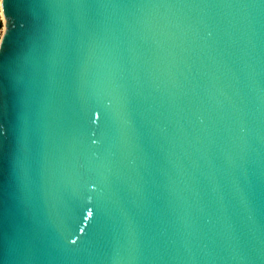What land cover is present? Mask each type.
I'll return each mask as SVG.
<instances>
[{
  "label": "water",
  "instance_id": "obj_1",
  "mask_svg": "<svg viewBox=\"0 0 264 264\" xmlns=\"http://www.w3.org/2000/svg\"><path fill=\"white\" fill-rule=\"evenodd\" d=\"M1 5L0 264H264V0Z\"/></svg>",
  "mask_w": 264,
  "mask_h": 264
},
{
  "label": "rangeland",
  "instance_id": "obj_2",
  "mask_svg": "<svg viewBox=\"0 0 264 264\" xmlns=\"http://www.w3.org/2000/svg\"><path fill=\"white\" fill-rule=\"evenodd\" d=\"M4 29H5V21H4V17L2 13V5H1V0H0V40L4 33Z\"/></svg>",
  "mask_w": 264,
  "mask_h": 264
},
{
  "label": "snow or ice",
  "instance_id": "obj_3",
  "mask_svg": "<svg viewBox=\"0 0 264 264\" xmlns=\"http://www.w3.org/2000/svg\"><path fill=\"white\" fill-rule=\"evenodd\" d=\"M2 4H3V0H2ZM92 215V213L91 212H89V216H91ZM73 243H75L76 241L75 240H73L72 241Z\"/></svg>",
  "mask_w": 264,
  "mask_h": 264
}]
</instances>
